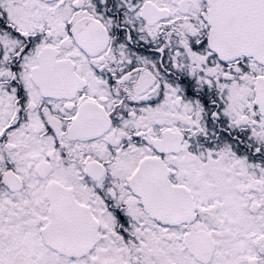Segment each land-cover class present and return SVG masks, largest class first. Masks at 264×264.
<instances>
[{
    "label": "snow or ice",
    "instance_id": "obj_1",
    "mask_svg": "<svg viewBox=\"0 0 264 264\" xmlns=\"http://www.w3.org/2000/svg\"><path fill=\"white\" fill-rule=\"evenodd\" d=\"M0 264H264V0H0Z\"/></svg>",
    "mask_w": 264,
    "mask_h": 264
}]
</instances>
